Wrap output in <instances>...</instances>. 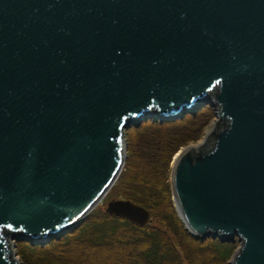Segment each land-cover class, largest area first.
Instances as JSON below:
<instances>
[{
    "label": "water",
    "instance_id": "water-1",
    "mask_svg": "<svg viewBox=\"0 0 264 264\" xmlns=\"http://www.w3.org/2000/svg\"><path fill=\"white\" fill-rule=\"evenodd\" d=\"M206 104L217 119L173 162L176 211L239 242L229 264H264V0H0V264H20L11 239L88 216L128 126ZM106 211L151 221L130 199Z\"/></svg>",
    "mask_w": 264,
    "mask_h": 264
},
{
    "label": "trees",
    "instance_id": "trees-1",
    "mask_svg": "<svg viewBox=\"0 0 264 264\" xmlns=\"http://www.w3.org/2000/svg\"><path fill=\"white\" fill-rule=\"evenodd\" d=\"M215 116L212 107L203 106L183 118L148 120L127 129L126 164L114 186L119 197L150 210L151 224L139 226L97 210L80 226L45 246L19 241L22 264H83L81 250L92 264L115 252L124 257L119 264H228L238 242L199 240L191 235L174 208L169 181L175 153L200 139Z\"/></svg>",
    "mask_w": 264,
    "mask_h": 264
},
{
    "label": "rangeland",
    "instance_id": "rangeland-1",
    "mask_svg": "<svg viewBox=\"0 0 264 264\" xmlns=\"http://www.w3.org/2000/svg\"><path fill=\"white\" fill-rule=\"evenodd\" d=\"M216 120V119H215ZM144 121H148V120H144ZM143 121V122H144ZM150 121V120H149ZM155 121H158V120H155ZM213 121V120H212ZM211 121V122H212ZM162 122H164V121H162ZM211 122L209 123V125L208 126H206L205 127V129H204V132H203V134H202V136H201V138L200 139H198L197 141H192V142H189L188 144H186L184 147H187L188 145H195V144H198V143H201L202 142V139L204 138V135H205V133H206V129H209L211 126H210V124H211ZM134 125H131L129 128H131V127H133ZM128 128V129H129ZM127 132V131H126ZM184 147H181L180 149H183ZM179 149V150H180ZM173 159H174V156H173V158H172V160H171V162H170V166L172 165V163H173ZM118 189H117V187H115L114 186V188L109 192V194L106 196V198L103 200V202L98 206V208L96 209V211L97 210H104V208H105V206H106V202H108L109 200H111V199H116V198H118L119 197V194H118V191H117ZM55 240V239H54ZM15 243V251L17 252L18 250H17V243H18V241H16V242H14ZM45 246V245H44ZM17 257L19 258V260H20V262H21V264H22V260H21V258H20V256L18 255V252H17ZM79 257H80V262H82L83 264H92V263H90V260L88 259V256H87V254H85L82 250L80 251V255H79ZM122 258H124L123 256H118V252H115V253H112V254H110V255H108L107 256V254H106V256H104L102 259H101V262H99V264H119L122 260ZM126 259V258H125ZM124 259V260H125Z\"/></svg>",
    "mask_w": 264,
    "mask_h": 264
},
{
    "label": "bare ground",
    "instance_id": "bare-ground-1",
    "mask_svg": "<svg viewBox=\"0 0 264 264\" xmlns=\"http://www.w3.org/2000/svg\"><path fill=\"white\" fill-rule=\"evenodd\" d=\"M203 107V106H202ZM201 107V108H202ZM200 109V108H199ZM198 109V110H199ZM187 114H189V112L188 113H184V115L183 116H181V117H178V118H175V119H172V121L173 120H176V119H179V118H183L185 115H187ZM209 129H206V132L208 131ZM203 140V139H202ZM193 147H198V144H195V145H192ZM184 149H181V150H179L178 152H176L175 153V156H174V158H176V157H178L179 156V154L181 153V151H183ZM127 151H128V149L126 150V157H127ZM175 160V159H174ZM174 160H173V162H174ZM173 164V163H172ZM24 241H27V240H24Z\"/></svg>",
    "mask_w": 264,
    "mask_h": 264
}]
</instances>
